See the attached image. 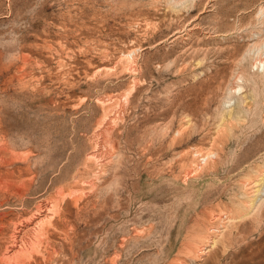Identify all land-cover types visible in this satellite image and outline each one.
<instances>
[{
    "label": "rangeland",
    "instance_id": "1",
    "mask_svg": "<svg viewBox=\"0 0 264 264\" xmlns=\"http://www.w3.org/2000/svg\"><path fill=\"white\" fill-rule=\"evenodd\" d=\"M263 7L0 0V264H264Z\"/></svg>",
    "mask_w": 264,
    "mask_h": 264
},
{
    "label": "bare ground",
    "instance_id": "2",
    "mask_svg": "<svg viewBox=\"0 0 264 264\" xmlns=\"http://www.w3.org/2000/svg\"><path fill=\"white\" fill-rule=\"evenodd\" d=\"M264 10V7L262 8L261 12H263ZM264 41V40H263ZM107 123V122H106ZM108 125V124H107ZM105 129V127H104ZM109 129V126L106 127V130ZM106 137V135L104 136ZM108 140V139H106ZM103 141V140H102ZM105 141V140H104ZM107 142V141H106ZM107 144V143H106ZM98 156V151H92L90 152L89 154V158H93V157H97ZM1 187H3L4 189L6 188L7 189H10L12 192H16L17 193V189L20 187V186H23V184H19L18 186H16V184L14 183L13 180H7L5 182V187L4 185H2V183L0 184ZM16 186V187H15ZM17 190V191H16ZM19 196H22V195H19ZM55 205V204H54ZM39 208H40V211H41V214L39 212L38 215H35L33 218L31 217L30 219L26 220V221H22L20 223H22L19 228L16 230L17 232V235L19 236V239H21L22 241L24 239H27L25 241L26 242V246H17L15 245H10V247L8 248V251L7 253L9 255H7V258L9 256V259L14 257V258H22L26 255L29 254L30 249L32 250L33 247L35 246V243L38 242L40 239H41V236L44 235V231H43V227H44V223L47 219V217H49V213L52 212L51 211V207L48 208L47 206H45V208H43L42 205H39ZM53 209V208H52ZM38 210V209H37ZM56 214V213H54ZM52 217H53V214H52ZM52 217H49V218H52ZM48 220V219H47ZM53 221V220H52ZM18 226V225H17ZM46 228V227H45ZM47 229V228H46ZM46 232V231H45ZM47 234V233H46ZM16 235V233H15ZM47 238V235L44 236ZM43 237V238H44ZM41 241H43L41 239ZM17 244V243H16ZM23 244V243H22ZM25 245V244H24ZM39 245L41 244H38V247ZM37 247V246H36ZM35 248V247H34ZM35 250V249H34ZM39 251V250H38ZM26 258V257H24ZM21 262L23 260H20ZM25 262V261H24ZM22 264V263H21Z\"/></svg>",
    "mask_w": 264,
    "mask_h": 264
}]
</instances>
